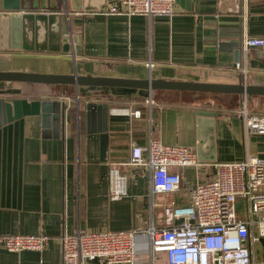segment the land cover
Returning a JSON list of instances; mask_svg holds the SVG:
<instances>
[{
  "label": "crops",
  "instance_id": "obj_1",
  "mask_svg": "<svg viewBox=\"0 0 264 264\" xmlns=\"http://www.w3.org/2000/svg\"><path fill=\"white\" fill-rule=\"evenodd\" d=\"M116 1L16 0L18 14L59 15L60 35H79L80 51L15 49L0 42V70L74 69L93 76L230 84L241 74L248 84L264 85V46H245L249 37L264 39V0H176L172 17L102 12ZM204 94L197 99L200 93L189 91L0 82L3 100L66 97L61 124L49 113L2 122L0 103V234L50 238L41 252H10L0 245V264H62V233L137 229L150 220L161 226L163 206L186 204L197 178L211 175L212 164L248 154L264 157V133L246 131L237 113L245 97ZM246 102L250 112L264 114V96ZM133 110L140 115L134 117ZM199 110L215 116L202 118ZM100 133L106 134L103 156ZM150 137L195 150L204 164L199 174L191 179L193 168H177L180 191L153 193L145 167L122 165L127 195L109 200V164L126 162L130 145ZM134 249L132 264H167L165 252L152 254L145 236L136 235Z\"/></svg>",
  "mask_w": 264,
  "mask_h": 264
},
{
  "label": "built area",
  "instance_id": "obj_2",
  "mask_svg": "<svg viewBox=\"0 0 264 264\" xmlns=\"http://www.w3.org/2000/svg\"><path fill=\"white\" fill-rule=\"evenodd\" d=\"M102 12L172 17L176 0H117ZM245 46L263 47L264 39L249 37ZM234 65L241 68L239 61ZM147 102L151 104V98ZM237 113L246 131L264 133V114L250 112L246 98ZM131 114L138 117L140 112L133 110ZM122 165L145 167L153 193H175L182 186L176 169L195 168L198 175L204 164L195 150L180 144L153 137L141 145L131 144L126 162L108 166L109 200L127 195ZM210 167L211 175L206 180L197 178L186 204L163 206L161 226L150 220L146 227L137 229L62 233L58 238L61 263L132 264L135 237L141 235L148 239L152 254L165 252L167 264H264V157L248 154L240 161L216 162ZM237 201L242 203L240 210ZM49 239L42 233L0 234V245L10 252H41Z\"/></svg>",
  "mask_w": 264,
  "mask_h": 264
},
{
  "label": "water",
  "instance_id": "obj_3",
  "mask_svg": "<svg viewBox=\"0 0 264 264\" xmlns=\"http://www.w3.org/2000/svg\"><path fill=\"white\" fill-rule=\"evenodd\" d=\"M0 8L11 12H0V42L8 43L10 47L24 50H45L50 52L79 53L80 37L67 31L60 35L59 15L57 14H18L16 0H2ZM31 42L33 46H31ZM237 62V61H236ZM0 82L37 83L45 85H71L94 87H122L135 88L148 91L176 90L195 93L236 94L250 99L252 96H264L263 84L247 83L240 74L237 83L197 82L186 80H168L162 78H122L109 76H93L90 74H77L74 69L71 73H39L22 70H0ZM3 104V121H9L22 115H41L49 113L54 123L63 122L64 103L26 100L15 98L0 99ZM198 116L212 118L215 112L199 110ZM201 120V119H200ZM100 156L106 149V134L100 133ZM241 201L236 202V208L241 209Z\"/></svg>",
  "mask_w": 264,
  "mask_h": 264
},
{
  "label": "rangeland",
  "instance_id": "obj_4",
  "mask_svg": "<svg viewBox=\"0 0 264 264\" xmlns=\"http://www.w3.org/2000/svg\"><path fill=\"white\" fill-rule=\"evenodd\" d=\"M205 95L206 94H204V93H200V95H198L197 99H203V96H205ZM195 96H197V95H195ZM120 169H121V171H123L121 167H120ZM188 175H189V177H191V179H194L195 175H196V169L193 168L192 170H190V174H188Z\"/></svg>",
  "mask_w": 264,
  "mask_h": 264
}]
</instances>
